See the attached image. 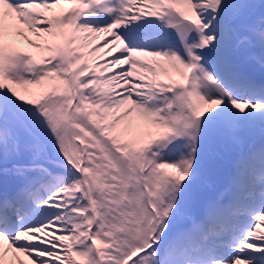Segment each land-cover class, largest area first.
<instances>
[{
  "label": "snow or ice",
  "instance_id": "1",
  "mask_svg": "<svg viewBox=\"0 0 264 264\" xmlns=\"http://www.w3.org/2000/svg\"><path fill=\"white\" fill-rule=\"evenodd\" d=\"M0 264H264V0H0Z\"/></svg>",
  "mask_w": 264,
  "mask_h": 264
}]
</instances>
